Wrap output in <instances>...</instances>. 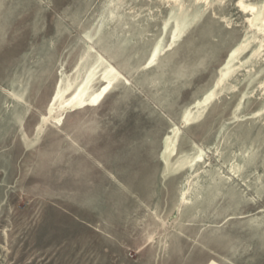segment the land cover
Returning a JSON list of instances; mask_svg holds the SVG:
<instances>
[{
    "label": "rangeland",
    "instance_id": "obj_1",
    "mask_svg": "<svg viewBox=\"0 0 264 264\" xmlns=\"http://www.w3.org/2000/svg\"><path fill=\"white\" fill-rule=\"evenodd\" d=\"M0 264H264V0H0Z\"/></svg>",
    "mask_w": 264,
    "mask_h": 264
},
{
    "label": "bare ground",
    "instance_id": "obj_2",
    "mask_svg": "<svg viewBox=\"0 0 264 264\" xmlns=\"http://www.w3.org/2000/svg\"><path fill=\"white\" fill-rule=\"evenodd\" d=\"M245 8V7H244ZM253 8V7H252ZM255 9V8H254ZM248 10V9H247ZM250 10V9H249ZM248 10V11H249ZM253 10V9H252ZM249 12H251V11H249ZM82 102H81V99H80V97H77L73 102H71V103H69L68 104V106L69 107H73V106H79L80 104H81ZM169 141H170V138L168 137L167 138V142H166V148H168L169 149V147H170V143H169Z\"/></svg>",
    "mask_w": 264,
    "mask_h": 264
}]
</instances>
